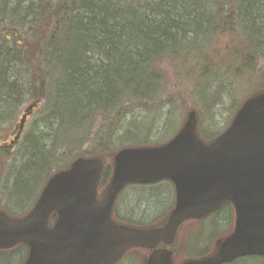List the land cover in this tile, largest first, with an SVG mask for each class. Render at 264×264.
Listing matches in <instances>:
<instances>
[{
  "label": "trees",
  "instance_id": "obj_1",
  "mask_svg": "<svg viewBox=\"0 0 264 264\" xmlns=\"http://www.w3.org/2000/svg\"><path fill=\"white\" fill-rule=\"evenodd\" d=\"M213 57L219 59L218 69L232 75L249 79L255 73L257 58H264V0H0V145L25 104L38 101L43 111L36 133L29 131L13 146L0 148L11 170L0 192L10 202L33 189L38 197L54 172L77 158L94 156L107 162L104 189L112 158L98 154L168 141H152L148 129L140 132L145 123L132 118L166 109L167 74L161 64L169 60L188 69L197 76L194 86L202 80L196 92L210 112L216 97L209 90ZM262 90L264 86L254 94ZM190 110L201 120L198 104L185 106L183 119ZM99 119L104 126L92 134ZM198 131L206 142L222 133L202 129L201 121ZM93 139L97 149L84 148ZM130 219L123 222L139 225ZM191 243L186 257L210 254L202 243L199 254L196 249L191 254ZM194 243L199 245L197 237ZM244 263L264 264V258L231 264Z\"/></svg>",
  "mask_w": 264,
  "mask_h": 264
},
{
  "label": "water",
  "instance_id": "obj_2",
  "mask_svg": "<svg viewBox=\"0 0 264 264\" xmlns=\"http://www.w3.org/2000/svg\"><path fill=\"white\" fill-rule=\"evenodd\" d=\"M36 106L25 110L15 140ZM198 123L197 113L190 111L169 143L119 151L100 199L104 160L78 158L52 176L28 215L12 218L0 212V249L27 245L25 264H117L129 250L144 248L151 251L146 264H174L167 246L175 243L180 227L231 203L233 230L216 240L214 253L183 264L264 257V91L249 97L228 129L209 143L198 136ZM163 180L176 190L175 207L164 226L137 228L113 219L126 186Z\"/></svg>",
  "mask_w": 264,
  "mask_h": 264
},
{
  "label": "rangeland",
  "instance_id": "obj_3",
  "mask_svg": "<svg viewBox=\"0 0 264 264\" xmlns=\"http://www.w3.org/2000/svg\"><path fill=\"white\" fill-rule=\"evenodd\" d=\"M219 51L223 53V48ZM218 62L219 59L217 57H213L211 64L213 65L212 73L214 76L209 80V90L211 91V93H214L216 97L213 102L215 103V105L210 112H208L207 108L203 106L200 95L198 92H196L202 80L196 81L197 86H194L192 85V81L194 79H197V76L195 74H193L186 68L176 67V64L172 61L166 60L165 62H163L160 68L164 71L165 74H167V88L165 93L166 95H163L162 97V104H164L166 109L163 112L159 113L153 111H143L140 114L134 113V116L132 118L138 117L137 120H139V122H142V124L143 122L145 123L140 127V132L144 133L146 130L147 133L148 129V134L150 133V138H152V141H167L175 133H177L180 127L183 125L185 119H183L185 113L184 107H193L195 106V104H198L203 112V116L201 115L200 120L201 128L206 130H213L218 134L221 133L228 125L238 105L242 103V101H244V99H246L249 95L251 96L258 89L264 86V58H257V68L255 73L253 75L246 76L249 79L240 78L238 76H235V74L232 75L230 72H227L225 68L218 69L215 65L218 64ZM217 71L221 72L217 73ZM201 85L204 84L202 83ZM213 103L210 104L212 105ZM29 104H31L30 101L22 107L16 124L10 127L8 133L11 134L7 138L9 142L13 139L12 133L15 126H18L23 111ZM42 113L43 111H40V109H36L31 116H28L24 134L29 131H35V133L36 131H38L39 124L43 121ZM130 118L131 117L128 116L125 119L129 120ZM100 121L101 120L99 119L98 124H96L94 130H91L92 134L94 132L96 133L97 131L99 134V129L104 126L103 123H99ZM107 125L108 123L105 124V126ZM124 125L127 126L128 124L125 123ZM174 131L176 132L173 133ZM118 133L119 131L117 129L115 135V139L117 141L119 138ZM165 136L166 138H169L166 139ZM94 144L95 140L93 139L84 148L89 151L96 150L97 147L94 148ZM122 148V146L115 147V149L117 150H120ZM117 150L109 154L104 153L98 155H104L109 158L114 153H116ZM8 162L10 163L8 158L0 155V171H2L0 176L2 182L0 181V183L3 186H6V179L11 174ZM7 186H9V184ZM151 189L152 188H149L148 190L137 194L138 197H136V195L133 196V193L136 194L137 190L129 189L124 194L122 200L119 203L120 209H118L117 211L119 216L123 218L129 217L134 220L142 218L138 223H141L142 221L144 222L147 218H151L153 216L154 218L149 222H153L161 218L165 219L171 211L173 202L172 192L168 195V192L165 189ZM37 193L38 191L33 189L26 196H12L8 208L19 214H22L25 211L27 212L34 203ZM5 204H8L7 197L3 192H0V205H3L5 207ZM225 211H228V214L225 212H221L218 216H215L210 221H204L202 223L192 222L185 227L183 237L184 243H186L188 247L191 243L190 238L191 236H193V242L191 243L190 247L191 254H195L193 251L194 249H196V254H199L198 251L208 247L212 240L213 247V244H215L216 240L229 231L232 226L231 212H229L228 209ZM195 237H197L198 241H200L199 245H196L194 243ZM201 243L203 245L202 249H200ZM16 251L17 252L14 251L15 253L11 252L12 255L6 257V260L0 259V264H3L2 261H8L4 264H20L21 260L24 257V251L23 249H18ZM122 264H129V260L127 262L125 261Z\"/></svg>",
  "mask_w": 264,
  "mask_h": 264
},
{
  "label": "flooded vegetation",
  "instance_id": "obj_4",
  "mask_svg": "<svg viewBox=\"0 0 264 264\" xmlns=\"http://www.w3.org/2000/svg\"><path fill=\"white\" fill-rule=\"evenodd\" d=\"M166 182H164V184H162L163 185V187L160 189V190H162V189H165L167 192H168V195L170 194V186L168 185V183H167V186H165L166 184H165ZM136 195V197H138L137 196V193L136 194H134L133 193V196H135ZM225 208L222 210L223 212H225V213H227L228 214V211H225V210H229V212L231 211V209H232V207L230 206V205H225L224 206ZM227 208V209H226ZM186 225V224H185ZM177 248H178V250H177ZM132 252H134V253H136L137 255H138V257H137V260H142V259H144V254L146 255V253H145V251L144 250H134V251H132ZM174 252H175V255H174V262L176 263V264H181V263H183V261L186 259L185 258V256H183V255H179V254H183V251H182V245H180L179 243H177L175 246H174ZM144 261V260H143ZM22 264V263H21Z\"/></svg>",
  "mask_w": 264,
  "mask_h": 264
}]
</instances>
